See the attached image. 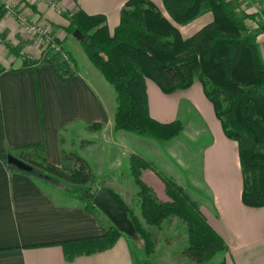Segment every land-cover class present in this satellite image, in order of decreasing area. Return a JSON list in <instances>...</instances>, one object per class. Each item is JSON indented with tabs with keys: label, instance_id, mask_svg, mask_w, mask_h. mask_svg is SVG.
Instances as JSON below:
<instances>
[{
	"label": "crops",
	"instance_id": "0c3cea01",
	"mask_svg": "<svg viewBox=\"0 0 264 264\" xmlns=\"http://www.w3.org/2000/svg\"><path fill=\"white\" fill-rule=\"evenodd\" d=\"M9 1L29 21L43 25L68 45L73 34L67 35L64 27L70 13L104 14L113 34L128 0H0L4 4ZM151 1L167 14L163 0ZM213 19V13L206 12L178 27L189 37ZM43 44L14 14L6 11L0 18V153L42 143L54 165H62V149L73 150L90 162L97 176H113L114 170L122 175L124 169L118 165H124L130 152L145 153L156 145L143 142L141 135L115 128L104 97L96 90L94 80L101 76L98 71L91 65L89 70L81 67L74 53L75 68L67 71L70 68L56 58L42 56ZM23 52L28 60L21 56ZM146 90L152 117L171 121L186 114L181 106L189 105L210 135L199 145V179L211 197L209 220L227 245L225 264H264V207L244 204L239 145L224 134L202 83L197 80L188 88L165 94L147 78ZM69 131L76 133V139L67 140ZM77 133L89 142L82 145ZM129 136L137 139V144H132ZM94 146L100 153H92ZM154 158L151 155L149 160ZM146 176L158 182L153 172L146 173L148 179ZM109 227V218L86 210L78 196L11 170L0 157V264H134L124 235L109 248L67 255L65 242L101 236Z\"/></svg>",
	"mask_w": 264,
	"mask_h": 264
},
{
	"label": "trees",
	"instance_id": "16d2710c",
	"mask_svg": "<svg viewBox=\"0 0 264 264\" xmlns=\"http://www.w3.org/2000/svg\"><path fill=\"white\" fill-rule=\"evenodd\" d=\"M163 1L171 19L151 0H128L121 12V30L116 33L110 32L104 14L84 11L70 17L64 30L67 35L81 33L79 41L89 59L117 91L116 129L172 138L179 131L178 127L173 128L178 122L161 124L151 117L145 80H154L165 93L188 88L196 80L202 82L225 134L238 142L242 200L251 207H264V58L257 35L249 29L250 15H239L231 0ZM5 12V4L0 2V18ZM206 12L213 13V21L184 37L178 25ZM132 15H136V22L127 26ZM86 142L89 141L83 140L82 145ZM8 154L28 162L33 169L23 170L9 163ZM0 157L11 170L43 183L64 185V191L78 196L86 210L106 216L93 204L99 190L93 189L96 173L78 152L62 149L61 166L48 160L42 143L16 147L0 153ZM106 190L128 211L136 229L134 235L140 234L150 243L149 236L124 202L112 190ZM176 197L189 215L211 234L203 245L214 240L227 248L221 236L197 215L188 201L179 194ZM109 221V229L101 236L65 242L67 255L113 246L124 232ZM199 245L202 243L191 245L188 250L193 251Z\"/></svg>",
	"mask_w": 264,
	"mask_h": 264
},
{
	"label": "rangeland",
	"instance_id": "374dc122",
	"mask_svg": "<svg viewBox=\"0 0 264 264\" xmlns=\"http://www.w3.org/2000/svg\"><path fill=\"white\" fill-rule=\"evenodd\" d=\"M231 1L236 7L239 15H250V17L247 18L249 29L251 33L257 35L261 53L264 58V0ZM240 3L243 6H241ZM75 13L76 12L70 13V15L68 14L69 21L70 17ZM165 15L171 19L168 13ZM135 22L136 15H132L128 17L126 25L132 26ZM118 30H121V27L118 26L116 31ZM45 31L47 35L52 38L48 41L46 37H41L44 43L42 46V56L46 59H52L54 57L62 66L70 68L67 69V71H73L72 69L75 68L76 65V59L72 54L74 53L81 67L85 66V68L89 70L88 67L91 65V67L98 71L101 76L100 80H94L96 90L103 95L107 112L115 121V114L118 106V93L113 85L93 65L79 41V38L72 35L68 45H66L53 33L46 29ZM116 31L114 33H116ZM17 48L18 47L12 46L13 51L17 50ZM21 56H23L25 60L29 59L28 54L25 52L21 53ZM82 70L84 69L82 68ZM102 81L105 83L103 86L99 83ZM146 81L147 79L145 80V84ZM157 86L160 88L158 84ZM161 91L165 93L162 89ZM205 96L207 97L206 94ZM207 99L213 106L215 115L221 123L213 102L208 97ZM188 107L189 105L181 106V111H183V113L186 112V114L171 121L163 122L151 116L161 124L178 122L173 128L176 129L178 127L179 131L170 139L141 135V137H143V142L152 141V145L156 146H152V151L150 146L145 153L139 151L130 152L129 155L126 156L124 165H118V167L124 169L122 175L116 170L113 171L114 177H101L97 176L96 173L97 178L93 185V189L104 188L112 190L124 202L132 215L140 223L143 231L149 236L150 243L146 242L140 234L132 236L126 233L123 234L132 250L134 264L226 263L229 253L227 248H224L219 241L214 240L203 245V241H206L211 234L204 226L199 225L198 222L194 220L195 217L189 215L182 203L177 200L178 197H176V195L179 194L187 200L191 207L197 212V215L203 218L209 226L217 232L211 224L207 213V209L211 210L212 208L211 197L208 196L207 190L203 188V183L199 179V162L201 158V149L199 145L204 142V139H206V143L210 135L203 129V124L199 122L196 111ZM221 127L223 129L222 123ZM135 134L136 133H134V135ZM65 135L67 140L70 137L76 139V133L73 131H69ZM129 137H131L129 139L133 142H131L132 144H137V139L132 136ZM226 137L229 138L227 135ZM82 138L83 137L77 133V139L80 143L84 140ZM126 142L128 144L129 140L127 139ZM138 144L141 145L142 143ZM147 145H149V142ZM92 149L93 154L97 152L100 153L98 146H94ZM151 155L155 158L149 160ZM93 160L96 161L98 159L93 157ZM96 166L98 169L101 168L100 164ZM151 172L154 173L155 177L157 176V183L156 181L151 182L147 176L148 179L144 178L146 173ZM117 174L120 176L117 177ZM45 183L47 186L53 185L47 184L48 182ZM157 185L162 186V188H158L159 186ZM56 186L64 187L62 184ZM200 242L202 245H199L198 248H194L193 251L188 250L191 245L197 246Z\"/></svg>",
	"mask_w": 264,
	"mask_h": 264
},
{
	"label": "water",
	"instance_id": "95a60500",
	"mask_svg": "<svg viewBox=\"0 0 264 264\" xmlns=\"http://www.w3.org/2000/svg\"><path fill=\"white\" fill-rule=\"evenodd\" d=\"M74 36L79 39L82 37L79 31ZM8 162L23 170H32L33 166L28 162L8 154ZM93 204L99 208L122 232L128 235L135 234V226L129 218L128 211L116 200V198L106 189L101 188L97 191L93 198Z\"/></svg>",
	"mask_w": 264,
	"mask_h": 264
},
{
	"label": "built area",
	"instance_id": "2783aa9c",
	"mask_svg": "<svg viewBox=\"0 0 264 264\" xmlns=\"http://www.w3.org/2000/svg\"><path fill=\"white\" fill-rule=\"evenodd\" d=\"M5 9L9 13L14 14L20 19L22 25L24 26L25 30L28 33L38 35L40 37H46L48 41L51 40L52 37L47 35L44 27L39 23L29 21L23 14L19 13L17 9L14 7V4L12 1L5 3Z\"/></svg>",
	"mask_w": 264,
	"mask_h": 264
}]
</instances>
